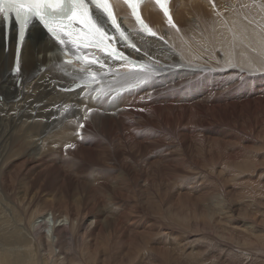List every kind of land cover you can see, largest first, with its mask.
<instances>
[{
	"label": "bare ground",
	"instance_id": "bare-ground-1",
	"mask_svg": "<svg viewBox=\"0 0 264 264\" xmlns=\"http://www.w3.org/2000/svg\"><path fill=\"white\" fill-rule=\"evenodd\" d=\"M216 1L217 12L177 0L179 34L148 13L166 41L142 40L147 84L111 105L60 93L67 68L43 57L51 49L36 30L23 83L3 80L15 46L0 35V264H87L76 256L86 251L103 264H208L211 254L264 264L220 220L239 222L233 214L248 208L231 193L264 186V0ZM114 73L101 79L131 83Z\"/></svg>",
	"mask_w": 264,
	"mask_h": 264
},
{
	"label": "snow or ice",
	"instance_id": "snow-or-ice-1",
	"mask_svg": "<svg viewBox=\"0 0 264 264\" xmlns=\"http://www.w3.org/2000/svg\"><path fill=\"white\" fill-rule=\"evenodd\" d=\"M124 2L132 10L137 22L142 24L141 17L137 13L142 0H124ZM157 3L163 8L167 17L169 15L167 8L163 7L161 0H157ZM0 17L5 29L17 28L21 38L29 27L42 26L43 30H46L62 47L65 56L72 55L73 60L82 65L98 64L102 69L107 68V73H112L113 69L106 66L105 60L109 64L117 60L121 61L120 69L114 74L125 81L135 80L137 84H143L147 82L151 73L149 65L131 60L130 55L114 46L116 36L112 34L111 29H115L124 47L135 48L117 24L110 0H0ZM169 22L171 23L170 18ZM142 27L149 34H154L147 25ZM68 46H71V53L68 51ZM95 52H101L104 56L96 55ZM73 60H67L66 63H72ZM141 73L146 75L141 76ZM97 82H99L98 73L88 72L79 86L91 87Z\"/></svg>",
	"mask_w": 264,
	"mask_h": 264
},
{
	"label": "rangeland",
	"instance_id": "rangeland-1",
	"mask_svg": "<svg viewBox=\"0 0 264 264\" xmlns=\"http://www.w3.org/2000/svg\"><path fill=\"white\" fill-rule=\"evenodd\" d=\"M258 2H260V0H258ZM246 10V14H250V15H252V13L253 14H256L257 13V10H251V11H253V12H251L249 9L247 10V9H245ZM259 10H262L263 12H264V10L261 8H259ZM191 14H193V12L191 11ZM259 19V18H258ZM261 20V19H260ZM250 25L251 26H254V24H252V23H250ZM180 28H181V25H180ZM205 63H207V62H205ZM207 66H209L208 65V63H207ZM2 97H0V102H2ZM22 178H20L19 176H18V174L16 173V175L13 177V180H12V184L13 183H15V185L17 184V185H19L20 187L22 186ZM259 186H256V187H247V188H245V189H243L244 190V192L241 190V191H238V192H236V194L235 193H231L234 197H236V200H241V199H243L242 201H245V200H247L246 198L248 197V200L246 201V206L248 207V208H246L245 209V211H243L244 213H241V214H238V211L235 213V214H233V217L234 218H239V222H237L236 221V223H234L235 221V219H233L232 221H229L226 217H224L223 215H220L221 216V218H220V220L222 221V225L223 226H225V224H226V226H228L230 229H231V231H232V233H233V235L234 236H229L228 237V239L229 240H233V242H234V244L236 245V243H238V245H237V247H239L240 249V251H244V252H252V254L253 253H255V251H256V255H259V254H264V220H263V216H264V186H260L259 188H258ZM252 188V189H251ZM255 189V190H254ZM256 189L258 190L257 192H256ZM248 190V191H247ZM242 192V193H241ZM247 192V193H246ZM240 193V194H239ZM257 193V194H256ZM1 194V193H0ZM237 194H239V195H237ZM251 194V195H250ZM252 194H253V196H252ZM19 195H23V193H21V191L19 192ZM241 195V196H240ZM257 195V196H256ZM239 196H240V199H239ZM245 196V197H244ZM247 196V197H246ZM254 196H255V198L256 199H254ZM261 197V198H260ZM238 198V199H237ZM252 198V200L254 199V202L255 203H251V202H249V199H251ZM250 205L253 207V209H252V207H250ZM243 207H244V205L243 206H241V208L243 209ZM250 207V208H249ZM245 208V207H244ZM249 209V210H248ZM246 210H247V212H246ZM251 211V212H250ZM261 213H260V212ZM250 212V213H249ZM258 212V213H257ZM240 213V212H239ZM246 213H247V215H246ZM254 213H256L255 215H254ZM4 213H2V215H3ZM248 214H250V215H248ZM252 214V215H251ZM257 214H260V215H257ZM236 215V216H235ZM245 215V216H244ZM257 215V216H256ZM219 215H218V217H220ZM246 216H249V217H246ZM251 216V217H250ZM259 216H260V218H259ZM218 217H215L214 219H217ZM246 219H245V218ZM257 218V221L256 222H254L252 219L253 218ZM223 218H225L224 219V221H223ZM248 218V219H247ZM252 218V219H251ZM259 218V219H258ZM262 218V219H261ZM211 220V218L209 217V218H206V221H210ZM263 220V222L261 223V221ZM172 223H174V224H177V225H182V226H186V227H188V229H190L191 231H189L191 234H193V235H198L199 234V236L201 237V238H204V234L201 232L202 230L201 229H197V228H195V227H193L191 224H194V222H183L182 224L181 223H177L176 222V220L175 219H173L172 221H171ZM255 223V224H254ZM258 223L260 224V228L259 227H256V225H258ZM229 224V225H228ZM250 225V226H249ZM225 226V227H226ZM191 227V228H190ZM192 227H193V229H192ZM228 227H226V229L229 231V228ZM195 228V229H194ZM235 228H239V229H242V231H240V232H238V233H236V231L234 230ZM250 228V229H249ZM195 230V231H194ZM243 230H249V231H246L247 232V234H248V236H247V234H245L246 232L244 231L243 232ZM260 230V231H259ZM188 230L187 229H183V235H184V237H186L187 236V232ZM196 233V234H195ZM201 233V234H200ZM251 233V234H250ZM254 235H253V234ZM181 236H183L181 233H179ZM189 234V233H188ZM238 234H240V235H238ZM256 234V235H255ZM253 235V236H252ZM249 236H251V237H249ZM230 237H232V238H230ZM247 237V238H246ZM255 237V238H254ZM79 239H81V237H78V242H80V240ZM239 239H241V240H239ZM243 239H246V243L245 244H242L243 242H242V240ZM259 240V241H258ZM208 241V245H209V247L210 248H213L214 247V244L211 242V240L210 239H206V242ZM210 241V242H209ZM240 241V242H239ZM257 241V242H256ZM3 242H1V240H0V250H2L3 248H4V244H2ZM99 243L102 245V244H104V241L103 240H100L99 241ZM212 243V244H211ZM254 243V244H253ZM257 245H256V244ZM247 244V245H246ZM252 244H253V246H252ZM78 246L77 247H79V245H80V243H78L77 244ZM213 245V246H212ZM250 245V246H249ZM104 246V245H103ZM245 246V247H244ZM76 247V246H75ZM253 247V248H252ZM76 250H77V248H75ZM250 250V251H249ZM87 252V253H86ZM85 252V254H80V255H76L77 257H78V259H79V257H82V261H84L85 263H87V264H103V262L105 261L102 257L103 256H101V259L100 260H98L97 258H96V256L95 255H93V254H91L89 251H86ZM101 253L103 252V251H100ZM261 252V253H260ZM57 253H58V251H57ZM113 253V252H112ZM183 253H185V252H183ZM182 253V254H183ZM117 254V253H116ZM180 255H182L181 253H179ZM114 255H115V253H114ZM118 255V254H117ZM116 256V255H115ZM167 256V255H166ZM164 257V259H165V262H167V259H169V257L167 256V257ZM264 256V255H263ZM73 257H74V255H73ZM212 257V258H211ZM215 257V260L213 259ZM91 258H92V260H91ZM211 259V260H210ZM212 259H213V262H212ZM216 259H218V256H217V254H211L210 256H209V259H208V264H236L235 262H233V261H231L232 263H230V262H228L229 260L228 259H223V258H219L218 260H216ZM221 259V260H220ZM104 260V261H103ZM112 260V259H111ZM227 260V261H226ZM113 261V260H112ZM221 261H222V263H221ZM227 262V263H226ZM261 262V261H260ZM259 262V264H261ZM76 264H79L78 262H75ZM105 263H106V261H105ZM114 263V262H113ZM114 264H121V263H114ZM255 264H257V263H255ZM263 264V263H262Z\"/></svg>",
	"mask_w": 264,
	"mask_h": 264
}]
</instances>
